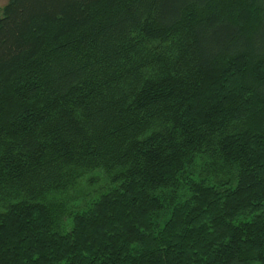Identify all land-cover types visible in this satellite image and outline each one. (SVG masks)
Returning <instances> with one entry per match:
<instances>
[{
    "label": "trees",
    "instance_id": "obj_1",
    "mask_svg": "<svg viewBox=\"0 0 264 264\" xmlns=\"http://www.w3.org/2000/svg\"><path fill=\"white\" fill-rule=\"evenodd\" d=\"M0 264H264V0H7Z\"/></svg>",
    "mask_w": 264,
    "mask_h": 264
},
{
    "label": "rangeland",
    "instance_id": "obj_2",
    "mask_svg": "<svg viewBox=\"0 0 264 264\" xmlns=\"http://www.w3.org/2000/svg\"><path fill=\"white\" fill-rule=\"evenodd\" d=\"M7 0H0V7H2L5 3H6ZM87 185V184H86ZM84 187V185H83ZM97 186L96 185H93L92 188H96ZM88 190H91V187H88Z\"/></svg>",
    "mask_w": 264,
    "mask_h": 264
}]
</instances>
